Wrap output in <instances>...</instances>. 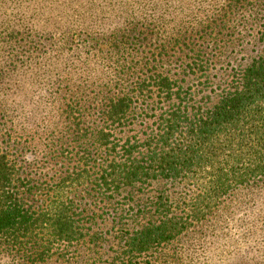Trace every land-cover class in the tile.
I'll return each instance as SVG.
<instances>
[{"label": "trees", "instance_id": "obj_1", "mask_svg": "<svg viewBox=\"0 0 264 264\" xmlns=\"http://www.w3.org/2000/svg\"><path fill=\"white\" fill-rule=\"evenodd\" d=\"M242 1L166 19L149 13L150 0L152 8L119 10L86 34L84 62L67 82L58 73L45 102L44 127L53 128L39 148L54 173H29L38 160L17 154L27 142L16 149L8 122L0 127V253L39 264L51 245L76 243L95 252L84 263L98 264L111 241L105 264H170L138 259L204 225L227 195L264 177V0L252 7L263 20L258 50L232 63L229 16ZM8 57L0 78L16 61ZM58 57L35 60L34 69L45 74ZM183 184L189 198L174 195Z\"/></svg>", "mask_w": 264, "mask_h": 264}, {"label": "rangeland", "instance_id": "obj_2", "mask_svg": "<svg viewBox=\"0 0 264 264\" xmlns=\"http://www.w3.org/2000/svg\"><path fill=\"white\" fill-rule=\"evenodd\" d=\"M214 1L152 0L154 9H149V13L166 19L180 18L190 14V8L195 12L198 9L205 11L214 5ZM250 1L243 0L239 9L229 16L233 22L230 32L237 41V45L228 50L232 63L236 57L238 62L250 59L259 48L256 25L263 20L255 22L254 0L253 3ZM152 3L150 0H0V55H6L0 57V66L1 60L9 59L10 55L16 60L3 69L5 76L0 78V127L8 122L12 141L20 143L16 149L27 142L24 151L15 152L19 153L20 159L33 163L38 160L35 167L28 168L29 173L48 174V164L43 159L45 154L39 148L45 141L44 138L39 139L40 135H47L53 128L48 130L44 127L43 120L52 111L45 102L58 90L59 81L70 80V68L84 62L86 53L82 47L87 43L86 34L92 29H104L119 10L138 12L143 8L146 11L152 8ZM47 57L51 60L58 57L59 60L56 66L47 65V73H39L34 69V61L44 62ZM97 59H92L90 68H97ZM58 73L64 79L55 82ZM58 127L56 133L60 130ZM50 169L48 171L54 173L55 170ZM192 190L189 185H178L174 195L189 198ZM39 203L41 201L36 202ZM216 214L162 252L153 254L152 258L144 256L138 261L159 257L158 261L167 260L170 264H264V177L232 191L224 198ZM244 221L249 224H244ZM109 222H106V228L110 226ZM111 246V241H108L100 248L102 257L98 264L108 261ZM51 247L50 257L39 264H86L84 260L95 253L76 243ZM11 258L9 254L0 253V264H13Z\"/></svg>", "mask_w": 264, "mask_h": 264}]
</instances>
